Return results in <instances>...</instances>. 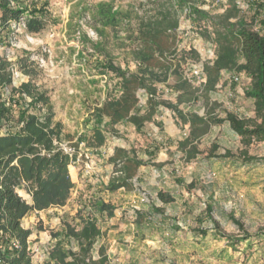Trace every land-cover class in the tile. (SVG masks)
I'll return each mask as SVG.
<instances>
[{
	"label": "rangeland",
	"instance_id": "rangeland-1",
	"mask_svg": "<svg viewBox=\"0 0 264 264\" xmlns=\"http://www.w3.org/2000/svg\"><path fill=\"white\" fill-rule=\"evenodd\" d=\"M189 1L192 7L213 16L231 6L229 0ZM147 3L11 0L14 7L37 11L46 23L38 33L15 23L1 31V74H10L12 79L1 88L3 101L8 104L12 98L19 102L13 106L10 119L3 121L2 132L22 124V109L31 98L15 91L30 83L36 93L46 94L49 104L29 107L28 112L39 116L51 113L61 122L68 135L61 145L75 158L69 167L74 187L67 203L30 212L22 221V226L32 232V260L46 264L58 240L66 249L77 250L76 242L66 238L65 232L68 225H77L83 216L91 215L98 219L103 232L95 246V257L103 246L111 264H264V239L231 248L215 235L214 224L234 236L243 235L236 223L252 235L264 231V161L245 164L240 158L233 162L221 157L226 151L238 157L244 149L241 137L229 123L213 125L198 144L201 154L187 162L178 142L188 136L189 126L178 124L173 111L165 106L159 107L142 130L129 123L111 125L108 118L99 123L93 116L96 107L121 94L120 79L110 67L129 73L141 67L136 55L137 29L151 7ZM235 4L250 20L254 11L248 0H236ZM200 23L186 10L182 14L175 57L167 54L176 70L169 73L166 82H154L157 101L177 104L181 94L184 99L179 107L185 112H213L225 117L230 111L240 117H254V101L244 94L250 85L246 75L235 81L234 73L223 71L211 89L205 86L203 72L195 74L216 57V46L202 36ZM138 97L144 113L149 96L140 90ZM96 128L106 136L101 147L93 146ZM214 145L219 149L211 155ZM116 148L148 163L139 167L129 189L113 186L119 173L110 157ZM249 153L264 157V142H254ZM159 192L171 195L174 201L162 203ZM18 193L32 203L25 190L18 188ZM103 203L114 208L113 216L99 212ZM202 228L209 230L205 238L197 234Z\"/></svg>",
	"mask_w": 264,
	"mask_h": 264
},
{
	"label": "trees",
	"instance_id": "trees-1",
	"mask_svg": "<svg viewBox=\"0 0 264 264\" xmlns=\"http://www.w3.org/2000/svg\"><path fill=\"white\" fill-rule=\"evenodd\" d=\"M229 2V8L213 16L205 10L192 7L189 0H148L147 4L151 7L141 18L137 29L136 55L141 67L135 73L110 67V71L120 79L121 94L96 107L94 118L99 123L108 118L111 125L129 123L137 130H142L147 122L153 120L159 106H165L173 111L178 124L189 126L188 136L178 142V150L184 154L185 161L197 159L201 154L199 142L213 125L226 122L241 137L244 149L238 157L230 151L221 157L233 162L240 158L245 164L264 161V157L257 158L249 153V147L254 142H264V0H248L254 11L250 20L241 15L236 0ZM185 10L191 18L203 22L199 24L202 36L216 46L215 59L203 66V73L207 77L205 86L214 89L223 71L236 76L246 75L250 85L244 94L254 101V117H240L230 111L226 112L225 117L216 116L213 112L205 115L185 112L179 107L184 99L181 94L177 104L157 101L154 82H166L169 73L176 70L167 54L175 57L178 29ZM10 23L22 24L28 32L38 33L45 28L46 20L35 10L14 7L11 0H0V41L1 31L8 29ZM1 72L0 69V257L5 264H34L29 248L32 232L22 226V221L30 212L61 207L67 203L74 187L69 167L75 158L61 145L68 136L64 134L61 122L55 121L51 113L39 116L28 112L29 107L49 104L46 94L36 93L30 83L22 84L15 91L31 98V103H26V109H22V124L16 130L2 132L3 121L10 119L13 106L19 102L12 98L8 104L3 101L1 88L12 79L10 74L2 75ZM140 90H145L149 96L144 113L138 97ZM186 97L190 100L192 96ZM93 140L94 147H101L106 143V136L101 129L96 128L93 130ZM218 149L214 145L211 155H215ZM110 161L118 165L116 172L119 175L114 178L113 184L115 189H129L139 167L148 164L136 154L130 156L123 148H116ZM20 186L31 195L32 204L19 195ZM158 198L164 204L174 201L171 195L164 192H159ZM99 212L113 216L114 208L103 203ZM236 224L243 235L226 234L214 224L216 237L226 240L231 248H236L242 242L264 239L263 230L252 235L242 224ZM208 233L209 230L204 228L197 232L203 238ZM102 235L98 219L91 215L83 216L79 224L68 225L65 232V237L73 239L78 249H66L62 241L58 240L46 264H111L105 247H100L98 258L94 254L97 240ZM55 236L59 237L58 234Z\"/></svg>",
	"mask_w": 264,
	"mask_h": 264
},
{
	"label": "built area",
	"instance_id": "built-area-1",
	"mask_svg": "<svg viewBox=\"0 0 264 264\" xmlns=\"http://www.w3.org/2000/svg\"><path fill=\"white\" fill-rule=\"evenodd\" d=\"M202 72H203L202 69H198V70L195 71V74L200 76V75L202 74ZM234 80H235V81H238V80H239V77H238V76H235V77H234ZM14 245H15L16 247H18V245H17L16 243H15ZM0 264H5L4 261L1 259V257H0Z\"/></svg>",
	"mask_w": 264,
	"mask_h": 264
},
{
	"label": "crops",
	"instance_id": "crops-1",
	"mask_svg": "<svg viewBox=\"0 0 264 264\" xmlns=\"http://www.w3.org/2000/svg\"><path fill=\"white\" fill-rule=\"evenodd\" d=\"M231 94H232V93H231ZM159 107H160V106H159ZM157 112H159V108H158V111H157ZM157 112H156V113H157ZM154 116H155V115H154ZM175 120H176V118H175ZM180 141H181V140H180ZM112 156H113V155H112ZM19 188H22L23 190H25L23 186H20ZM25 191H26V190H25ZM31 198H32V197H31ZM28 203H29V202H28ZM29 204H32V203H29Z\"/></svg>",
	"mask_w": 264,
	"mask_h": 264
}]
</instances>
